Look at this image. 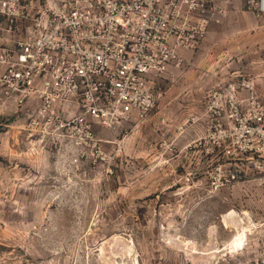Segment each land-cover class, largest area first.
<instances>
[{"label": "rangeland", "instance_id": "obj_1", "mask_svg": "<svg viewBox=\"0 0 264 264\" xmlns=\"http://www.w3.org/2000/svg\"><path fill=\"white\" fill-rule=\"evenodd\" d=\"M220 1L227 16L155 81L150 114L96 127V160L71 162L0 107V264H264V172L222 157L205 115L220 80L264 94V18ZM220 162L241 177L211 190Z\"/></svg>", "mask_w": 264, "mask_h": 264}, {"label": "built area", "instance_id": "obj_2", "mask_svg": "<svg viewBox=\"0 0 264 264\" xmlns=\"http://www.w3.org/2000/svg\"><path fill=\"white\" fill-rule=\"evenodd\" d=\"M242 1L264 18V0ZM227 14L220 0H0V107L23 111L38 143L71 162L96 160V127L143 121L155 81ZM205 115L222 157L264 172V94L253 79L220 80ZM232 164L208 172L211 190L240 179Z\"/></svg>", "mask_w": 264, "mask_h": 264}, {"label": "bare ground", "instance_id": "obj_3", "mask_svg": "<svg viewBox=\"0 0 264 264\" xmlns=\"http://www.w3.org/2000/svg\"><path fill=\"white\" fill-rule=\"evenodd\" d=\"M230 213L233 214L232 212H230ZM231 214H229V215H230L229 217H231ZM224 221L227 222V216H224ZM228 222H229V221H228ZM108 243H109V242H108ZM129 251H131V250H130V248L128 247L127 252L129 253ZM127 252H126V253H127ZM128 253H127V254H128Z\"/></svg>", "mask_w": 264, "mask_h": 264}]
</instances>
